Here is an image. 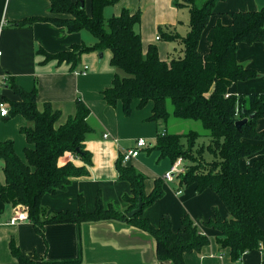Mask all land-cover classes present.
<instances>
[{
  "label": "trees",
  "instance_id": "16d2710c",
  "mask_svg": "<svg viewBox=\"0 0 264 264\" xmlns=\"http://www.w3.org/2000/svg\"><path fill=\"white\" fill-rule=\"evenodd\" d=\"M119 0H92L91 13L86 11V0H50V12L56 17L26 18L13 25L17 28L34 23L50 22L64 27L69 33L89 31L97 43L94 46H73L70 51L57 55L42 52L46 60H58L77 67L86 53L110 51L111 65L126 75H116L113 85L103 91V99L111 107L122 104L127 117L132 115L133 104L138 109L148 103L154 104L150 120L167 122L171 117L201 122L209 137L208 145L199 146L200 134L192 131L186 135L159 133L154 147L161 156L169 157L172 163L183 158L188 171L179 175V185H196L197 192L212 189L225 204L229 218H222L217 209L214 216L201 226L191 217L182 219V228L172 230V221L165 216L159 227H154L142 218L147 207L156 203L164 195L163 181L155 182V189L145 194V177L123 163L117 162L119 179L129 183L131 195L123 197L129 204L125 211L113 207L105 208L100 195L96 199V209L88 213L82 196L79 210L55 213L43 219L42 204L46 194H56L65 190L75 177L87 175L86 168L67 163L59 166L60 157L71 153L83 159L88 166L92 163L90 152L84 142L93 132L88 119L89 107L77 98L76 111L65 124L58 127L61 112L51 104L43 111L38 109L37 89L26 92L15 80L10 79L7 87L20 101L7 102L8 118L21 115L28 126L20 131L28 145L25 156L28 163L20 159L12 141L0 142V161L4 162L5 182L0 183V194L5 202L25 208L27 219L36 231L45 235L48 225L73 224L79 229L91 222L116 220L137 226L155 240L157 259L173 264H186L184 254L200 251L210 245V238L204 229L218 231L216 239L222 250H229L234 262L240 261L245 253L261 251L264 254V159L252 162L244 171L241 162L262 150L264 132L258 130L257 122L264 119V94L228 95L229 89L237 82L255 78L256 73L247 70L237 61L239 44L253 45L264 42V8L259 11L235 12L230 15L232 24L221 23L209 29L210 18L215 14L217 3L223 0H206L202 8L197 0L177 2L178 7L189 9L190 30L185 37L179 34H164L169 42L183 45L184 56L163 61L155 45L143 52V39L137 31L141 13L123 10L119 16L106 19L104 9ZM203 35L207 37L209 52L199 51ZM173 110H168V103ZM252 118L238 130L236 122ZM182 136L187 146L181 141ZM80 149V151H78ZM210 155L208 160L206 156ZM141 200L143 208L134 218L127 214L137 207ZM12 254L18 264H82L81 255L75 260L28 259L11 243Z\"/></svg>",
  "mask_w": 264,
  "mask_h": 264
},
{
  "label": "crops",
  "instance_id": "0c3cea01",
  "mask_svg": "<svg viewBox=\"0 0 264 264\" xmlns=\"http://www.w3.org/2000/svg\"><path fill=\"white\" fill-rule=\"evenodd\" d=\"M183 1L119 0L105 8L104 15L106 19H110L119 16L123 10L140 12L141 21L137 31L143 39L144 54L150 45H155L161 60L169 61L172 57L184 56L181 43L169 42L164 37V34L174 33L185 37L189 33V9L176 5ZM91 5L92 0H86L88 13L92 12ZM50 7V0H0V101H20L7 87L10 79H14L26 92L37 89L40 111L44 110L46 104H51L61 112L58 127L74 116L77 98L83 100L91 111L88 122L93 132L84 144L90 152L92 163L88 166L83 159L71 153H65L59 161V166L70 162L74 166L84 167L88 174L73 178L65 190L53 195L46 194L42 200L43 219L61 211L76 213L81 196L88 213L95 211L98 195L105 208L125 211L129 204L123 197L131 195V187L129 183L119 179L117 162L121 155L135 148L138 139H144L154 147L161 131L174 133L166 130L162 122L150 120L154 108L152 102L143 109H138L139 103L134 102L132 115L127 117L121 103L114 108L103 99V91L113 85L116 75L120 76L119 69L111 65L110 51L86 53L77 67L58 60H46L47 57L40 52L57 55L70 51L73 46H94L97 40L89 31L69 33L66 28L50 22L34 23L24 28L13 25L26 18L56 17L50 12ZM262 8L264 0H223L217 3L206 33L218 23L231 25L232 13L255 12ZM208 50L209 43L203 35L199 51L206 54ZM237 51L238 63L247 70L254 71L256 77L246 82L234 83L229 89V97L264 94V42L239 44ZM86 66L88 71L84 74ZM257 124L258 130L264 132V119ZM26 126L28 123L21 115L14 116L13 119L0 116V142L12 141L17 155L28 163L25 150L30 146L20 131ZM261 146L262 150L258 154L241 162L244 171L252 162L264 159V141ZM176 163H172L169 157L161 156L159 150L148 148L127 164L145 177L146 195L154 191L157 180L163 181V197L147 207L142 218L147 219L154 227H159L161 220L168 216L175 232L182 228L185 216L191 217L199 226L214 216L215 209L223 219L229 218L230 213L225 204L212 189L198 193L196 185H179L178 177L173 181L164 179ZM183 166L186 167L185 162ZM4 182V162L1 160L0 183ZM18 209L26 211L21 206L16 208L5 202L0 194V264H18L10 249L13 241L30 260H75L81 255L82 264H173L171 261L158 260L154 238L132 224L106 220L84 224L79 231L75 225L68 223L48 225L43 236L36 231L29 219L12 223ZM260 227L264 229L262 219ZM203 232L210 238V245L200 251L184 254L186 264H264V254L258 250L245 253L240 261L234 262L229 250H222L217 243L216 239L221 236L218 231L203 228Z\"/></svg>",
  "mask_w": 264,
  "mask_h": 264
},
{
  "label": "built area",
  "instance_id": "2783aa9c",
  "mask_svg": "<svg viewBox=\"0 0 264 264\" xmlns=\"http://www.w3.org/2000/svg\"><path fill=\"white\" fill-rule=\"evenodd\" d=\"M160 38H158L159 40ZM2 55V52L0 51V56ZM84 74H86L87 70V66L84 68ZM9 115V107L7 105L6 102L4 101H0V116L3 118H8ZM163 135L166 134L165 131L162 132ZM107 137V135H105ZM136 146L135 148H133L132 150H129L127 152H125L123 155H121L122 161L124 164H128L130 163L131 160H133L134 158H136L141 151L148 149L150 145L149 142H147L144 139H138L136 141ZM183 159L180 158L178 159L177 163L174 164V166L171 168L170 172H168L165 176L164 179L168 180V181H173L176 177H178L179 175H183L187 172V170L185 169V167L183 166ZM27 219V214L26 211H19V209L16 212L15 217L12 219V223L16 224L18 223V221H22Z\"/></svg>",
  "mask_w": 264,
  "mask_h": 264
},
{
  "label": "rangeland",
  "instance_id": "374dc122",
  "mask_svg": "<svg viewBox=\"0 0 264 264\" xmlns=\"http://www.w3.org/2000/svg\"><path fill=\"white\" fill-rule=\"evenodd\" d=\"M206 2V0H197L196 2V6L198 8H202V5ZM119 73L121 77H124L126 74L119 69ZM168 110L171 112L173 110L172 104L169 102L168 103ZM163 126L166 127V130H169L170 133H174V134H180V135H186L192 131H195L197 133L200 134V138H199V146H203V145H208L210 140L209 137L207 135V131L204 129L203 125L201 124V122L199 121H195V120H182V119H176L174 117H171L166 123L163 122ZM161 123V124H162ZM163 131H161L162 133ZM181 141L183 142V144L185 146H187V141L184 138V136H182ZM154 143H152L153 145ZM206 158L208 160L211 159L210 155L207 154ZM180 159V158H179ZM183 159V158H182ZM183 161L186 163V167L185 169L187 170V161L185 159H183ZM188 171V170H187ZM187 173V172H186ZM185 173V174H186Z\"/></svg>",
  "mask_w": 264,
  "mask_h": 264
},
{
  "label": "water",
  "instance_id": "95a60500",
  "mask_svg": "<svg viewBox=\"0 0 264 264\" xmlns=\"http://www.w3.org/2000/svg\"><path fill=\"white\" fill-rule=\"evenodd\" d=\"M252 118V116L250 118L247 119H243V120H238L236 122L237 128L238 130H241L242 127ZM78 151H80V149H78ZM140 202L138 203L137 207L135 208V210L129 212L127 214L128 218H134L136 214H138L139 212H141L142 208H143V202L141 200H139Z\"/></svg>",
  "mask_w": 264,
  "mask_h": 264
}]
</instances>
